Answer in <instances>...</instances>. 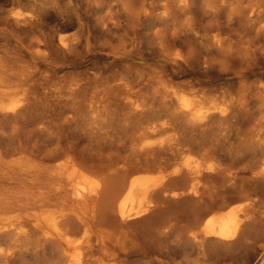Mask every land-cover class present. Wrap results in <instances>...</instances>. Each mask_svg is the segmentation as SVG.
Masks as SVG:
<instances>
[{"label": "bare ground", "instance_id": "bare-ground-1", "mask_svg": "<svg viewBox=\"0 0 264 264\" xmlns=\"http://www.w3.org/2000/svg\"><path fill=\"white\" fill-rule=\"evenodd\" d=\"M50 98L93 163L0 150V264H264L252 192L186 220L232 164L264 189V0H0V120Z\"/></svg>", "mask_w": 264, "mask_h": 264}, {"label": "rangeland", "instance_id": "rangeland-1", "mask_svg": "<svg viewBox=\"0 0 264 264\" xmlns=\"http://www.w3.org/2000/svg\"><path fill=\"white\" fill-rule=\"evenodd\" d=\"M79 69H80V66H74L73 68H69V70H67V71L74 72V71H79ZM207 80H208V82L206 84V86H207L206 88H209L212 92H217V93L220 92L221 90L227 88V86L231 85V83H232V82L227 81V79L225 77H222V76L217 77V75H214V73L211 74L210 78H208ZM48 101H49L47 103L48 105L45 103V101H44L45 104L44 103L39 104L36 107L35 111L33 110V112L30 113L31 115L27 114V115H24L23 117H20L18 120H16V124L12 120H6V121L0 120V124H1L0 125V134H1L0 137H2V138H0V150L2 149V151L10 152V151L16 149V147L19 148V146H20V147L30 149L34 153H36L40 156H49L54 151H57L58 149L60 150V148H62V146L63 147L67 146V147L72 148L78 154L79 158H81L83 161H85L86 164L91 165L93 163L91 156L94 153V149L91 148L90 141L83 134L84 130L82 127V123L80 121H76V122L67 121V118H68L67 116H71L70 114H72V116H74V114L72 113V111L67 109V106L65 104H63V106H62V104H61L62 102H60V101L54 102L55 99L53 101L51 98ZM51 102H52V104H51ZM60 104H61V106H60ZM44 105H47L46 106L47 108H45ZM57 106L58 107L60 106V107L58 108ZM36 111L38 114H36ZM32 113H33V115H32ZM23 118H24V120H22ZM46 128H47V130H46ZM2 135H4V136H2ZM7 139H9V141ZM56 142H57V144H56ZM46 147H49V149ZM89 148H91V149H89ZM82 149H84V151L81 152ZM83 156L85 159L83 158ZM88 161H90L91 163ZM228 165L231 166V164L227 163V166ZM232 165L233 166H231V168H229V172H231V173L236 172L237 173L236 176H234L233 178H230V179H228L225 176L224 177H222V176L214 177V181H212L210 183L212 186L211 190L209 193H206L207 197L204 198L206 200L203 199L202 203H201V201H199V204H197L198 202H190V203L188 202L187 203V205H191L192 203L195 204V207L187 215L186 220L188 222H191V221L193 222L195 220V218H197V216L207 206H209V204H211V203H214L216 205L222 204L226 200H229L232 197H236V196L240 195L242 192H247V193L252 192V193H250L251 198L253 197L252 199H255L258 202L259 207L260 206L264 207V199H263L264 198V189L263 188L260 189V185L257 182H254V180L251 178L249 173H245L242 170H241L242 172L237 171V170L241 169V167H242L241 164H236V165L232 164ZM237 165L239 166L240 169H237L238 168ZM234 169H235V171H234ZM238 172H239V174H238ZM242 174L245 176H241ZM237 177L240 178V180ZM240 181L245 182L244 185L242 183H240ZM233 182H234L235 187L233 185ZM229 185H232V186H229ZM254 185H256L255 188H252ZM244 186L246 188H244ZM234 188H235V190H234ZM253 189L255 190V192ZM256 190H258V191H256ZM239 191H241V193ZM237 192L239 194H237ZM257 192L259 194H257ZM208 194H211V195H208ZM236 203H240L241 205H243V203H245V201L244 200H237ZM218 258L220 259L219 262H217ZM221 261H222L221 255H214V264H218V263L223 264L224 262L223 261L221 262ZM235 263L241 264L243 262L239 261V262H235Z\"/></svg>", "mask_w": 264, "mask_h": 264}, {"label": "clouds", "instance_id": "clouds-1", "mask_svg": "<svg viewBox=\"0 0 264 264\" xmlns=\"http://www.w3.org/2000/svg\"><path fill=\"white\" fill-rule=\"evenodd\" d=\"M216 43L220 45L221 41L219 40V38H216ZM177 58H181V57H179L178 55ZM220 115H227V109L225 108V111L220 112Z\"/></svg>", "mask_w": 264, "mask_h": 264}]
</instances>
